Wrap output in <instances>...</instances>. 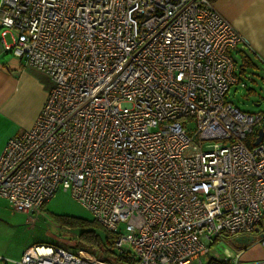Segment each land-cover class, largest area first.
I'll use <instances>...</instances> for the list:
<instances>
[{
  "label": "built area",
  "instance_id": "built-area-1",
  "mask_svg": "<svg viewBox=\"0 0 264 264\" xmlns=\"http://www.w3.org/2000/svg\"><path fill=\"white\" fill-rule=\"evenodd\" d=\"M242 40L213 0H0V43L52 81L0 151V196L31 214L69 190L134 264L264 247V107L226 97ZM99 254L41 242L16 264H112Z\"/></svg>",
  "mask_w": 264,
  "mask_h": 264
},
{
  "label": "crops",
  "instance_id": "crops-1",
  "mask_svg": "<svg viewBox=\"0 0 264 264\" xmlns=\"http://www.w3.org/2000/svg\"><path fill=\"white\" fill-rule=\"evenodd\" d=\"M213 6L243 37L232 51L239 80L244 82L246 73L262 78L264 0H213ZM51 85L52 81L0 43V151L9 137L32 126ZM235 86L231 88L233 91ZM248 92L256 93L252 88ZM262 107L261 101L256 100L255 111ZM13 127L15 131L8 133ZM230 246L234 256L227 264H264V247L258 242L240 245L230 241ZM209 261V264H222L215 258Z\"/></svg>",
  "mask_w": 264,
  "mask_h": 264
},
{
  "label": "rangeland",
  "instance_id": "rangeland-1",
  "mask_svg": "<svg viewBox=\"0 0 264 264\" xmlns=\"http://www.w3.org/2000/svg\"><path fill=\"white\" fill-rule=\"evenodd\" d=\"M5 39L10 42L8 33ZM38 72L51 83L47 74L40 70ZM243 81L245 87L237 85L234 91L230 89L227 100L241 110L255 111L256 100L264 105V75L260 78L246 73ZM248 88L254 89L256 93H249ZM192 126L189 124V127ZM15 129L11 128L8 133ZM93 218L69 190L62 188L43 205L41 211L31 214L12 209L8 201L0 196V264H16L23 251L36 243H50L64 249L77 248L80 246L78 234L87 226L86 222ZM98 231L103 236V231ZM230 247L227 238L220 239L210 246L209 256L223 255ZM95 254L101 257L98 252Z\"/></svg>",
  "mask_w": 264,
  "mask_h": 264
},
{
  "label": "trees",
  "instance_id": "trees-1",
  "mask_svg": "<svg viewBox=\"0 0 264 264\" xmlns=\"http://www.w3.org/2000/svg\"><path fill=\"white\" fill-rule=\"evenodd\" d=\"M86 223L87 226L78 234L80 248L95 253L103 252V258L112 264H134L132 258L109 250L114 235L102 226L95 218ZM98 230L103 231V236L100 235ZM209 262L207 264H209Z\"/></svg>",
  "mask_w": 264,
  "mask_h": 264
},
{
  "label": "water",
  "instance_id": "water-1",
  "mask_svg": "<svg viewBox=\"0 0 264 264\" xmlns=\"http://www.w3.org/2000/svg\"><path fill=\"white\" fill-rule=\"evenodd\" d=\"M264 130H262V128L258 129V137L256 138L254 143H258L259 140L261 139L262 136V132ZM258 228L256 227L255 230H257ZM254 241V236L252 235H247V236H236L232 239V242L240 244V245H248L250 243H252Z\"/></svg>",
  "mask_w": 264,
  "mask_h": 264
}]
</instances>
